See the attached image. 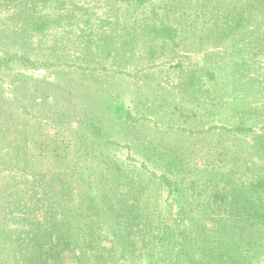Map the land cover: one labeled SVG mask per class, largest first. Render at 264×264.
Wrapping results in <instances>:
<instances>
[{
  "label": "rangeland",
  "instance_id": "rangeland-1",
  "mask_svg": "<svg viewBox=\"0 0 264 264\" xmlns=\"http://www.w3.org/2000/svg\"><path fill=\"white\" fill-rule=\"evenodd\" d=\"M19 1L0 0V147L28 157L30 167L19 175L0 168V194L11 179L6 191L19 196L21 207H43L50 179L42 175L62 170L61 156L88 154L95 163L84 173L96 174L106 160V171L124 174L133 188L145 186L140 207L158 202L172 235L181 231L184 221L175 224L181 213L199 208L187 206L195 180L214 182L200 187L206 196L216 187L244 186L254 201L249 183L264 180L257 148L264 141V90L246 107L244 62L232 49L245 35L230 30L221 38L216 30L226 10L246 5L248 25L264 30V0H151L144 8L135 0H33L28 28L22 15L32 13L31 5L20 6L22 15L9 22ZM5 197L0 260L14 229ZM187 215L192 228L197 218ZM250 263L264 264V252Z\"/></svg>",
  "mask_w": 264,
  "mask_h": 264
},
{
  "label": "trees",
  "instance_id": "trees-1",
  "mask_svg": "<svg viewBox=\"0 0 264 264\" xmlns=\"http://www.w3.org/2000/svg\"><path fill=\"white\" fill-rule=\"evenodd\" d=\"M150 1L135 0V3L144 8ZM27 5H31L33 11L24 17L20 6L25 9ZM35 6L33 0L19 1L15 4L17 13L15 15L13 11L12 18L22 15L23 26L28 28ZM250 7L246 5L239 12L231 13L235 14L236 19L232 23L226 21L231 15L226 10L223 13L224 27L216 30L221 38L226 37L230 30V34L241 30L239 36L245 35L238 39L232 49L244 62L240 79L243 80L241 90L249 92L244 98L248 102L246 107L264 90V30L255 25L251 29L254 23L251 27L248 25L246 17L251 20L249 15L243 18L244 11ZM9 22L14 24L15 18ZM29 29L43 31L42 26ZM257 31H260V35L253 37ZM57 49L55 45L51 51ZM260 99L263 100V95ZM259 143L257 148L264 154V141L260 140ZM0 155V168L3 170L19 175L30 167V159L14 158L10 147L3 149L1 145ZM2 155H9L12 159L3 160ZM74 156H61L62 170L57 169V172H53L55 175H42L46 181L50 179L47 187L43 186V207L23 204L21 207L18 204L19 196L13 199L7 193L10 188L7 185H12L11 179L1 188L3 191L0 195L6 196L1 203L7 202L15 230L9 238V253L3 256L0 264H251V260L259 258L264 252V180L249 183L257 195L254 201L243 194L244 186L239 190L231 187L230 192H226V186L216 187L206 196L200 187L214 182L193 181V187L186 192L187 206L197 203L199 208L183 211L181 214H185L186 218L175 222L178 225L184 221L181 231L172 235L171 226L160 215L158 202L148 204V208L140 207L146 203L142 198L147 194H143L147 192L145 186L138 182L139 185L133 188L124 174L106 171V160L99 162L103 168L97 166L96 174L84 173V168H93L90 163L95 162L88 154ZM38 178L42 179L40 175ZM92 181L94 185L90 187ZM96 182L104 184L105 188H98ZM197 196L206 201L199 203L200 197ZM177 198L182 199V195L179 194ZM164 201L162 203H166ZM41 211L43 218L39 220ZM189 212L197 218L192 228L191 225L187 227ZM153 215L155 219L151 218Z\"/></svg>",
  "mask_w": 264,
  "mask_h": 264
}]
</instances>
